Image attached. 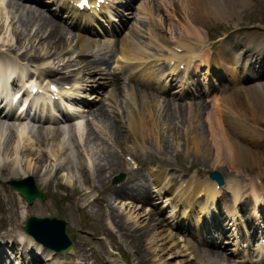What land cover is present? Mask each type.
<instances>
[{"label":"bare ground","instance_id":"1","mask_svg":"<svg viewBox=\"0 0 264 264\" xmlns=\"http://www.w3.org/2000/svg\"><path fill=\"white\" fill-rule=\"evenodd\" d=\"M134 1L136 0H117L115 5L111 4L110 6L103 3L96 12L100 14L105 12L107 14L109 13L108 8H112V12L116 13V15H121V8L129 7L125 9V13L131 17L133 14L131 10L135 9V5H133ZM73 2H78V0H2L0 2V64L16 63L19 67L26 64H40L44 68V72L48 73V75L59 73L64 68L70 67L67 70L69 72L67 76L70 77L69 79H73V83L78 84V86H81L80 81L87 82L88 80V82H97L102 76L100 65H104V73H108L106 68L109 66V58L105 57V55L109 51L104 52L102 48L91 47L84 33L86 25L93 22L96 14L94 13L93 15L85 9L82 12L77 10ZM90 2L92 3L93 0H90ZM136 2L139 3V8L150 16L151 24L148 25L150 27L148 35L153 41L150 43L158 48L164 47L167 52L158 55L149 52L148 47L139 44L138 40H134L136 39V35L134 34L135 31L132 30L131 37L119 39L111 50L114 63L120 70H126V79H128L130 84L128 86H119L120 84L113 79L108 81V83H95V86L99 89L105 86L109 87V92L112 97L125 93V96H129L130 100L133 101L130 104L126 101V119L123 124L115 123L111 120L114 131L112 139H110L114 144H118L119 139L122 137V130L126 128L128 134L131 135V143L134 148L147 151L146 147H149L148 144H152L156 149L159 150L161 148L162 153H165L167 147L162 134L166 132L170 133L171 131L172 134H170V137L176 140V131L167 121H161L160 123L157 114L159 109H161V112H164L167 120H169L171 117L169 104H166L165 100H163L164 103L162 106L158 107V99L151 92H143L141 89L139 93L135 94L134 87H132L133 83L131 82L136 81L143 86L152 84L155 90L163 91L165 86L159 85L161 74H155V69H153L154 63L162 59L169 64V73L165 78L172 75L176 71L177 65L183 61L186 62L184 70L188 75H191V73L196 74V71L199 70V63L195 59L200 60L204 64H209L211 67H215L220 64L221 60L222 62H226L230 56L234 64H240L244 68V72L247 69L249 73L253 72L255 74L250 73L249 77L256 78L264 74V33L260 35V39L251 42L248 39L243 41L237 38H227L230 46L228 44L222 46L220 50H217L218 53L212 56H209L205 50L201 51L200 49L198 51L199 47L204 44L205 36L203 35V31H206L205 28H208V22L212 18L221 19L224 17L223 15H233L238 10L244 11L256 3L264 6V0H169L171 11L175 15H182V20H188L187 23H182L176 19V22L170 24L168 31H170V37L173 38L175 48H170L168 45L163 44L165 38L159 31L163 30L162 24L165 23H162L161 16H158L156 19L154 15L156 10L160 12L162 6L167 5L166 2L159 0L156 8L151 7L146 0H137ZM49 3H54L56 8H58L54 13L51 12ZM45 12L47 13L45 14ZM50 14L64 15L66 22L76 28L74 37L72 38L69 35L70 33L67 34L65 27L59 22L46 16ZM136 15L138 14L136 13ZM14 17L17 19H14ZM17 23L27 27L32 25L35 30L33 29V32H29L24 40L22 34L15 29ZM116 27L117 30L121 29L120 26ZM151 29L156 30V32H153ZM255 30V27L252 28L251 33H254ZM22 41L23 43H21ZM25 44L27 47L24 46ZM41 45H44V51L32 52L36 46ZM208 48L210 50L211 45ZM61 52L63 53L60 54ZM65 53L68 55L63 56ZM96 54L103 58H96ZM73 57L75 58L76 66L75 75L71 74L74 69L71 67L73 65L72 61H74ZM88 57H93V59H89ZM234 75L231 72L230 80L233 84V90L237 92L230 90V93L225 94L228 91L226 86L224 85L222 87L223 84L219 82L220 85H216L217 89L221 87V92L224 95L221 99H218L217 105L220 108L218 107L213 115L207 113L205 117L207 128H205L203 123H193L194 120L198 121L197 119L202 113V105L204 104H197L198 107L196 108L194 106H187L185 108L180 104L174 105L175 114L183 116L186 110L188 112V115L183 117L185 122H188L185 126L186 129L177 139L179 142L185 143L183 147L185 152H189L188 150H190L194 155L198 156V162H194L193 160L187 161L186 157H184V160L180 154H176L174 162L156 158H150L149 160L155 167L179 168L183 174H188L190 170L193 171L192 175L194 177L186 181L187 184L183 188L175 186L178 180L176 173L170 175L169 181L174 184L169 185L167 174L159 168H156L149 173V178L136 171L128 170L126 182H120L112 186L105 184L103 188L100 189L98 187L96 189V186L92 184L89 168L83 160V155H88V157L98 155L97 158L101 157V160H105V164L97 165L98 173L106 169V165L116 163L118 157L103 145L101 138L95 132L87 131L84 135V127L82 125L77 127L75 124H66L67 129L64 130L65 128L60 126L58 124L59 122H55L54 119H51L52 122H50L53 124L52 126L37 125L35 128H28L23 126L21 122H18V125L14 126L13 120H19L20 116L2 113L1 111L0 132L4 128V133H6L4 134L3 140L0 137V175H3L5 180L23 177L25 179L27 177L34 178L39 172L36 164H41L46 160V157H49L52 161L53 174L55 176L60 172L69 173L67 181L72 183V194L75 196L76 193L78 196L76 202L75 199L72 200V206L75 208L78 206L82 209L83 207H95L99 216H102L104 210L108 211L107 217L110 219V223L116 226V231L118 230L121 233L122 238L127 241L128 247L134 253V259L131 264H140L142 260H146V264H151L152 261L156 260L160 261L163 259L164 254L169 251L173 255L182 254L187 256L195 260L197 264H203V262H207L208 264H229L228 259L224 255L222 256V253L209 248H201L196 243V241L202 245L206 243L205 238L200 236L199 232L192 231L191 234L188 233L183 241L180 240V235L177 236L176 233L179 231H187L185 228L182 230L179 228L181 225L178 221L180 218H184L186 225L197 226L201 229L202 233H204L206 228H210L219 231V234H221L222 225L219 223V220L216 219L213 221L211 219V226H208L205 221H202L204 215L207 218V211L213 206V202L210 199L217 195V186L213 181L208 177L202 180L198 179L199 176L205 175V170L202 168L205 166L210 168H219L222 166L239 178L244 173V175H247L246 167L255 169L257 172L252 173L254 177L249 178L252 182L249 181V184L245 185L241 181L238 182L232 178L231 181H228V187L231 191L233 203H235L245 191L244 187L248 186V189L246 188L248 194L245 195L246 201L238 202L240 209L246 208L247 201L253 202L255 214L257 216L262 214L264 218V192L259 189V179L264 174V154L258 152V155H254L257 153L258 146L264 145V139H262L264 129L261 127V122L264 121V82H255L250 86L244 87L242 91L249 97V107L246 110L245 106L241 105L240 111L236 109L234 103V96H236L234 94L240 92V89L236 86L238 82L237 79H234ZM56 76L46 78L41 72L39 78L42 77L41 82L46 83V85L51 80L60 82L67 80L65 75ZM217 76L220 77L221 74H217ZM244 77H247V75ZM29 78L32 79L33 76L31 75ZM171 80L173 79L170 77ZM155 81L157 85L154 84ZM196 83H199V81H196ZM199 86V89L194 86L195 91L200 92L202 90L203 94L206 87L204 85ZM67 94L72 93L67 92ZM125 96L123 95L122 97ZM71 100L74 104L80 103L74 97H71ZM165 105L168 108H165ZM78 110L75 107L69 108V111L72 113ZM90 113L94 116L93 118L104 122L106 121V111L101 107H94ZM34 119L36 118L34 117ZM66 121L67 119L65 118ZM99 131L101 134L105 133L103 129ZM64 132L68 135L67 140L61 138V134ZM14 138H16V144L14 141L12 142ZM94 138L99 140L100 143L98 145L102 144L104 148H99L97 144L93 146L91 141ZM127 140V138L126 140L122 139L120 142ZM46 143L47 146L49 145L46 150L39 149L34 151L33 146L35 144L42 146ZM126 150L128 148H122L120 152L123 153ZM10 154H13V157H10ZM132 159L135 162H140L136 160L134 155H132ZM18 163L20 166L22 165L21 171L15 166ZM240 167L244 168L240 170ZM73 169L79 174L78 178L71 174ZM100 181L103 182V179L101 178ZM127 184H129L128 189ZM152 187L154 192L164 196L165 201H169L172 209H175L176 213L173 219L176 221L174 224L168 222L167 219H159L156 216L155 196L152 197L150 194V188ZM12 191L18 194L14 190ZM95 191L100 193L94 195ZM104 194L107 197H104ZM199 195L204 196V201L200 209L195 212L194 204ZM17 196L20 197L19 194ZM88 197H91V199L88 200ZM0 198L1 200L4 199L10 202L8 205H11L13 210L12 212L10 210V215L12 214L17 222H20L21 218L24 220L25 215L22 216L21 212L22 201H18L13 193H8L6 185L1 183ZM20 199L22 200V197ZM123 199L128 201L126 206H129L130 210H134L135 216L140 214L141 211H139V208L150 207L147 212L138 216V219L142 217L144 221L143 225L140 222H136L129 227L119 215L114 214V204L117 201L120 203ZM135 201L139 204L137 207L131 203ZM208 201L209 203L207 204ZM23 208L25 210L26 206L23 205ZM216 209L219 217L223 219L225 214L221 213L218 207ZM241 214L244 219H251V216L246 215L245 212H241ZM10 215L4 219H0V264H4L3 262L7 257L5 248L8 249L7 251L10 250L14 256L15 254L19 255L20 260H23V257L27 259L25 256L26 253L34 252L33 248L44 253L43 256L46 259H51V255L58 256L57 253L55 254L35 242L23 232L22 228L18 229L17 225L12 226V217ZM232 220V225H234L235 219L233 218ZM162 225L164 229L160 230ZM248 229L250 240L254 235L250 233L252 228L250 227ZM155 240L156 243L154 244ZM145 241H147V247L143 244ZM261 249L264 250V246ZM67 254L75 256L71 252ZM91 255L93 258L91 264H106L97 258L93 250H91ZM81 256L84 259L87 258L84 252ZM62 257L64 259L66 258L65 256ZM218 259H221L222 262L219 263ZM37 261H39L38 257L31 255L29 261L26 263L36 264ZM159 264H168V262L163 260Z\"/></svg>","mask_w":264,"mask_h":264},{"label":"rangeland","instance_id":"2","mask_svg":"<svg viewBox=\"0 0 264 264\" xmlns=\"http://www.w3.org/2000/svg\"><path fill=\"white\" fill-rule=\"evenodd\" d=\"M112 0H109V4ZM137 1V0H136ZM134 1L133 5H135V9H132L133 14L129 18L127 13H124L123 16L121 15H115L114 18H112V15H110L111 19H114L115 22L113 21V27H116L117 25L122 24V20L126 19L128 22L124 26V29H121L119 32H113L112 34H105V37H102L101 35H94V34H89L88 37V42L91 47L94 44H96V47L102 48V50L109 51L106 53L105 57L109 58L108 59V64L109 66L106 68L108 70V73H102V76L100 79H98L99 82L108 81L110 80H116V77H114V74H117L121 76L122 81L119 83V86H128L130 83L125 79V70H120L117 68V66L113 63L112 55H111V50L114 48V45L116 42L121 39V38H129L131 37L132 30L135 31L136 39L138 40L139 44L144 45L149 48V52L155 53L156 55L162 54L167 52V50L164 47L158 48L154 44L150 43L153 42L152 39L149 37L148 32L150 30V27L148 26L151 24L150 22V16L145 13L144 10L139 8V3ZM148 4L151 7H157L156 4H158L159 0H146ZM167 5L162 6V9L160 12L157 10L155 11L154 15L155 18L157 19L158 16H161L162 18V24L163 25V30L159 31L160 34L163 35L165 38V41H163V44L168 45L170 48H175V44L173 42V38L170 37V34L168 31L170 29V24L172 22H176L179 20V22L182 23H187L188 20L183 19L182 20V15H175L171 11V4H169V0H164ZM129 7H123L121 9V12H125V9ZM127 11V10H126ZM130 11V10H128ZM163 11V12H162ZM172 12V13H171ZM47 12H45L46 14ZM136 13L138 15H136ZM49 14V13H48ZM50 14L46 15L47 17L53 18L55 21L59 22L62 26L65 27V31L67 34H69L72 38L74 37L75 33V27L70 26L69 24H66L64 21H61V19L55 14ZM24 16V15H20ZM224 17L221 19H213L208 22V28H205L206 31H203V35L205 36L204 39V44L199 47L198 51L201 49L205 50L207 47L210 45L212 46L211 50H208L209 56H212L213 54L215 55L218 53L217 50H220L222 46H226V44L229 45L228 39L231 38H237L239 40L245 41L246 39L251 41H257L260 39V35L264 33V6L260 3L254 4V6H250L246 8L244 11L238 10L237 13L233 15H223ZM180 17V18H179ZM14 19H17L14 17ZM105 19V18H103ZM101 18V22L97 23L94 28L95 30H104L106 23L104 22ZM177 19V20H176ZM109 26V23L107 24ZM112 25V24H111ZM255 27V32L251 33V29ZM107 28V27H106ZM15 29L19 31L20 34H22L23 39L25 40L26 35L30 32H33L35 29L32 25L24 26L21 25L20 23H17L15 26ZM34 29V30H33ZM153 32H156V30L151 29ZM228 38V39H227ZM253 39V40H250ZM13 42V40H12ZM11 42V43H12ZM226 42V43H224ZM23 43V41L21 42ZM26 46V44L24 45ZM27 47V46H26ZM61 48V46H60ZM59 48V49H60ZM147 48V49H148ZM229 48V47H227ZM153 49V50H152ZM40 50L44 51L45 47L44 45L41 46H36L35 50H32V52H39ZM61 50V49H60ZM152 50V51H151ZM207 50V49H206ZM205 50V52H206ZM234 51V49L232 48ZM236 50V49H235ZM155 51V52H153ZM65 52V51H63ZM61 52L60 54H62ZM93 53V52H92ZM68 54H63V56H66ZM89 56V55H87ZM233 56V55H232ZM96 58H103L100 57V55L96 54ZM228 57V56H226ZM74 58V57H73ZM89 59H93V57H88ZM107 60V59H106ZM197 63H199V73H197L196 77L193 78L192 75H188L187 72L184 70L186 62H182L177 66L176 71L174 72V76H169L167 79H164L165 76H162L159 80L160 83L163 84H168L170 83V77L174 80L173 85L167 87V89L164 91V96L161 93L156 92L154 89L151 88V86L147 85L144 87H141L138 82H134L132 84V87H134V93H139L140 89L143 92L147 93H154L153 96H155L156 99H158V107H161L162 104L164 103L163 100H165V103L169 104V111L171 112V117L169 120H167V117L164 115V112H161V109L158 111V116L160 123L161 121H167L169 124L172 125V127L175 128L176 131V140H173L172 137H170V133L166 132L163 135L164 141L166 142L165 145L167 147L165 153L161 151V148L156 149L155 146L152 144H148L149 147H146L147 151H143L140 149H136L132 146L131 143V135L128 134L126 128L122 130V137L119 139L118 144H114L112 139L113 131L114 128L111 125V120L113 122H118L122 123L125 121V105L126 101L130 103H133V101L130 100L129 96H125V93H122L121 95L112 97L111 93H108V97L104 95V89H99L97 87L93 88L94 91H86L84 90L82 93L81 92H76L75 89L72 91L73 94L78 93V95H81L84 97L87 102H93L96 103V107H101L104 111H106V121H100L96 118H93V115H89V119L86 120L82 126H84V135L86 134L87 131H93L95 132L99 138H101V141L103 142V145L108 148L111 152H113L117 157L116 163L112 165H106V169H104L102 172L98 173L97 171V165H103L105 164V160H101V157L97 158L98 155H93L91 157H88V155H83V160L85 161L87 167L89 168V174L91 177L92 184L96 186V189L98 187L103 188V185L108 184L110 186L114 185L113 178L115 176H118L119 174H123V178L120 180V182H126V179L128 178L127 171L128 170H133L136 171L137 173L142 174L143 176L149 178V173L156 169L159 168L163 172L167 174V181H169L170 175L172 173H176L178 175V180L175 183V186H179L180 188H183L191 177H194L192 175L193 171H189L188 174H183V172L179 168H168L165 166L161 167H155L153 163H150L149 160L150 158H156V159H166L169 161L174 162L176 154H180L182 158L185 160L184 157H186L187 161L188 160H193L194 162H198V156L194 155L193 152L188 150L189 152H185L184 150V145L185 143H181L178 141V137L182 135L183 131L186 129V124L188 122H185V119L183 117H186L188 115L187 110L184 112L183 116L175 114L174 112V105L180 104L184 106L185 108L187 106H194V108L198 107L197 104H204L202 105V113L198 117V121L194 120V124H199L203 123L205 125V128H207L206 120L205 117L207 113H211L212 115L214 112H216L217 108L219 105L218 99H221V97L224 95L223 92H221V87L219 90L214 89L216 88L215 86V78L212 76H215L216 73H218V70L221 71L223 74V78L221 80L223 81V84L229 87V90L225 93H230V89H232V92H237L234 91L231 86L230 78H231V71L236 68V64H234L232 61L231 56L228 58V60L225 62L221 60L220 64L217 66H212L208 64H204L203 62H200V60L195 59ZM74 62V63H73ZM208 63V62H207ZM72 68L73 72L71 74L75 75V58L74 61H72ZM175 63H173L174 65ZM192 64V63H191ZM190 64V67H191ZM169 64L166 62L159 60L157 62V66L155 67V74L158 72L160 73L161 70L168 69ZM101 69L105 67L104 65H100ZM218 67V68H217ZM68 68H64L63 70L59 71V73H52L49 75L51 78L52 76L57 77L56 75H65L67 79L69 80L70 83L73 81L70 80L67 75H68ZM237 72L234 75V79H238V84L236 85L237 88L240 89L239 93H235L234 98H235V105L236 109H239L241 111V105H244L246 110H248L249 107V97H247L246 93H243L244 87L250 86L254 84L255 82H264V74L260 75L257 78L253 79H244L243 76V71L241 66L237 65ZM105 71V69L103 70ZM114 72V73H113ZM178 75L180 78L185 75L184 81H186L187 86L192 85L193 79H197L201 82H208V86L210 87L211 91L209 92L208 96H203L202 97H184L183 99H178V97H182L184 93L182 92V89H180L182 86L180 85L179 88V82L178 79L179 77H176ZM70 76V75H69ZM49 78V79H50ZM81 85L84 86V81H80ZM118 82V81H117ZM88 84L87 87L94 85L91 82H86ZM217 83V82H216ZM180 90V91H179ZM125 97H122V96ZM111 96V97H110ZM102 98V103L99 101V99ZM194 100H197L198 102H194ZM165 108H168L167 105H165ZM220 108V107H219ZM124 111L122 112V110ZM85 113L82 118H84ZM77 118L73 119L76 121ZM185 122V123H184ZM218 125V124H217ZM261 127L264 129V121L261 122ZM100 129L104 130V134L100 133ZM2 131L0 132V137L3 140L4 137V131L5 129L2 128ZM262 135V134H261ZM127 136V137H126ZM159 136V135H158ZM64 140H67L65 136H61ZM93 138V137H92ZM111 138V139H110ZM128 139L125 142H120L122 139ZM59 139V138H58ZM262 139H264V133L262 135ZM16 138L12 139V142L14 141L16 144ZM92 145H96L99 148H104L102 144L98 145L99 140L97 139H92L91 141ZM161 143V142H160ZM12 145H14L12 143ZM169 146V147H168ZM49 147L47 146V143L40 146L35 144L33 146L34 151H37L39 149L46 150ZM259 148L257 149V153L254 155H258L259 153L264 154V145L258 146ZM122 148H128L126 152L121 153L120 150ZM259 152V153H258ZM132 155L136 157V160L140 161L139 164L134 163L132 159ZM10 157H13V154H10ZM185 163V162H184ZM15 166L18 167V169L22 168V165L20 166L19 163L18 165L15 164ZM108 166V167H107ZM37 169L39 170L38 174L36 177L32 178L33 182L38 189L40 193L44 195V200H38L34 199L32 203L28 204L25 202V200H21L16 193H14L11 189L10 186L6 184V181L3 175H0V183L5 184L8 193H13L15 198L18 201H22V216L25 215L24 220L21 218L20 222H17L16 219L13 217V215H10V210L11 212L13 211L11 208V205L9 206L8 203L9 201H5L4 199L1 200L0 198V219H4L6 216H11L12 217V226L17 225L18 229L23 226L24 221L29 217V216H36V217H56L59 219H62L66 222V233L71 239V241L74 243V247L69 251L73 253L75 256L69 255V254H58V256H52L51 259H46L44 257V253L41 255L40 254V259L37 262V264H91L93 258L91 255V250L94 251L95 255L97 256L98 259H101L107 264H125L126 263H132L134 259V253L132 250L128 247L127 241L124 240L121 236V233L116 231V226L112 225L110 223V219L107 217L108 211H103L102 216H99L98 211L95 210V207L92 208H79L76 206H72V200L75 199V202L77 201L78 196L75 193L72 194V183H69L67 180L69 178V173L67 172H60L57 173L55 176L53 174V166H52V161L49 157H46V160L42 162L41 164H36ZM246 167V166H244ZM244 167H240V170H242ZM205 170V175L204 176H199L198 179L202 180L208 177V173L212 170L219 172L223 176L224 184L220 187H217V195L210 199L213 202V206L208 209L207 212V220H210L212 218L217 219V217L214 215L217 213L216 207L220 209V211L223 214L228 213V217H231L234 213V219L235 223L233 226L230 224L226 225L225 223V228L227 229V236H223L219 241H218V246L220 247L219 250L225 254V256L229 259L227 260L229 264H237V263H242V264H264V252H260L257 248L259 243L264 240V230H263V235L262 239H260L259 242L253 244L250 248L247 250L243 249L242 244L239 242V237L241 239H244L242 236V230L243 233H246L245 231V224H250L251 221L255 222L254 217L252 215L255 213L253 211V204L250 201H247V206L245 209H240V205L238 202L240 201H246L245 195L247 194V189L248 186L244 187V192L241 194V197L236 200L235 203H233V198L231 195V191L228 187V181H231L232 178L236 179L238 182L241 181L242 184H249V181L252 182L249 178H252V173H256L257 171L255 169H250V167H246V174L247 175H240L241 177H237L234 173L230 172L228 169H224L222 166L221 167H216V168H210V167H202ZM239 169V168H238ZM230 173H229V172ZM263 172V171H261ZM243 173V172H242ZM71 174H73L74 177L78 178L79 174L75 171V169L72 170ZM254 177V176H253ZM103 179V182L100 181V179ZM4 179V180H3ZM19 180L21 178H11L8 180ZM260 185L259 189L264 192V174L260 176ZM119 182V183H120ZM170 182V181H169ZM118 184V183H117ZM174 184V183H172ZM129 187V184H127V189ZM178 187V189H180ZM153 188V187H152ZM150 188L152 192V197L155 196L156 204H155V210L157 209V215L159 219H167L169 220L170 223H174V220L172 218L171 214V205L168 203V201H165L163 198L164 196H158L157 192H153V189ZM247 188V189H246ZM87 190V188H86ZM98 191L94 192V195H97ZM101 197V196H100ZM104 197H107L106 194H104ZM245 198V199H244ZM88 200L91 199V197L87 198ZM5 201V203H3ZM204 201V196L197 197V200L195 202V209H198L200 207L201 203ZM128 201L127 200H121L120 203L117 201L114 204V214L119 215L124 222L130 227L134 225L136 222H140L141 225L144 224V221L141 217V219H138L139 215H143L145 212L150 207H145L143 209L139 208L140 214L138 216H135L134 210H130L129 206H126ZM3 203V204H2ZM135 207H137L139 204L137 201L131 202ZM209 201L207 202V204ZM23 205L26 206V209L24 210ZM130 205V203H129ZM199 205V206H198ZM158 206V208H157ZM144 211V212H142ZM159 211V212H158ZM241 212H245L246 215H250L251 219H244L243 215ZM110 213V212H109ZM227 217V223L229 222V219ZM220 218H218L219 220ZM1 222V220H0ZM100 225V226H99ZM114 226V227H113ZM233 227H235V231L233 230ZM163 225L161 226L160 230H163ZM177 236H179V233H176ZM233 235V236H232ZM180 240L182 241L184 239V233H182L179 236ZM223 242V243H221ZM156 243V240L154 241V244ZM144 246L147 247V241H145ZM159 244V242H158ZM205 247V246H204ZM83 252L87 256L86 259L82 258ZM170 252V251H169ZM167 252L164 254L163 259L160 261H152L151 264H159L162 263L163 260L168 262V264H197V262L193 259H190L187 256H184L182 254H177L173 255ZM238 252H240V255H238ZM243 255V257L241 256ZM62 256H65L66 258L64 259ZM85 260V262H84ZM252 260V262H250ZM218 262L221 263L222 260L218 259ZM140 264H146V260H142ZM203 264H208L207 262H203Z\"/></svg>","mask_w":264,"mask_h":264},{"label":"water","instance_id":"3","mask_svg":"<svg viewBox=\"0 0 264 264\" xmlns=\"http://www.w3.org/2000/svg\"><path fill=\"white\" fill-rule=\"evenodd\" d=\"M210 177L215 179L219 185L223 183L221 175L217 172L210 173ZM8 183L28 203H31L34 198L44 199V196L35 188L31 177L21 180H10ZM65 228L66 222L62 219L55 217L36 218L32 216L29 217L25 230L34 236L44 247L58 253H66L73 246V243L66 234Z\"/></svg>","mask_w":264,"mask_h":264},{"label":"snow or ice","instance_id":"4","mask_svg":"<svg viewBox=\"0 0 264 264\" xmlns=\"http://www.w3.org/2000/svg\"><path fill=\"white\" fill-rule=\"evenodd\" d=\"M0 2H2V0H0ZM85 3H87V0H84Z\"/></svg>","mask_w":264,"mask_h":264}]
</instances>
